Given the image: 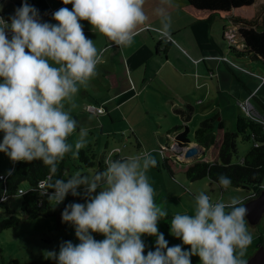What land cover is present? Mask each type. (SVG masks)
Instances as JSON below:
<instances>
[{
    "label": "clouds",
    "instance_id": "9594fccd",
    "mask_svg": "<svg viewBox=\"0 0 264 264\" xmlns=\"http://www.w3.org/2000/svg\"><path fill=\"white\" fill-rule=\"evenodd\" d=\"M172 2L160 0L153 9L163 39L170 38L166 7ZM62 3L72 7L55 11V24L41 22L38 10L26 0L8 21L0 17V152L13 163L42 161L53 176L66 154L78 158L87 144L88 130L83 127L74 145L68 142L77 129L71 115L77 107L74 98L98 75L97 66L108 51L84 35L80 21L116 46H130L141 30L150 27L146 0ZM104 164L92 174L77 171L66 180H50L41 192L56 205L69 193L81 195L77 191L81 186L86 197L85 203L67 204L61 213L62 222L74 226L79 243L62 242L58 252H47V259L56 264H191L190 258L198 256L200 264H247L244 256L252 234L242 199L213 202L204 192L196 194L192 214L177 213L170 221V234L189 250L168 247L157 226L167 211L155 203L147 176L157 165L152 153L143 150L116 159L109 154ZM231 183L223 174L218 177L224 189ZM92 233L104 239L96 240ZM143 235L156 236L155 250L146 255Z\"/></svg>",
    "mask_w": 264,
    "mask_h": 264
},
{
    "label": "rangeland",
    "instance_id": "374dc122",
    "mask_svg": "<svg viewBox=\"0 0 264 264\" xmlns=\"http://www.w3.org/2000/svg\"><path fill=\"white\" fill-rule=\"evenodd\" d=\"M185 10L182 11L187 13L185 17L188 16L186 21H189L185 30V37L192 46V48H189L181 42L182 46L187 48L186 54L195 55L199 52L207 55L210 50H213L216 56L221 53L223 55L222 58L229 61L233 60L235 62L233 65L238 66H235V68L229 64L232 70L230 71L223 63H220L219 68H217L214 64L215 62L219 63V61L214 58L210 60L203 58L198 65L199 74L193 69L190 76L191 85H194L199 79H204L207 82L209 93L206 96H191V101L188 105L193 110L187 122L189 126L188 136L193 139V132L199 123L203 119L216 114H218L216 119L222 120L225 128L230 132H234L236 116L242 113L237 103L239 99L240 102H243L248 98L252 108L264 119V108L259 104V101L264 104V63L251 54L238 56L234 51L230 50V46L235 47L236 44H241L236 31L245 25L233 24L230 16L242 17L252 22L259 29L261 18L264 16V0H254L251 6L239 8L236 12L229 14L196 10L192 7H187ZM232 26L235 27L236 31L231 30ZM245 26L248 27V25ZM231 39L236 40L238 43L235 44V41L231 43ZM205 64L210 70L206 68ZM211 71L214 73L213 76H209ZM185 83L188 84L187 79H185ZM221 83L224 90L218 93ZM196 88V84L195 87L191 86V91L194 90L196 92ZM250 93L255 96L253 97ZM178 97L177 103L179 104L181 103L179 101L182 100L180 96ZM156 104L159 107H164L163 99L156 98ZM186 106L183 105L180 111H184ZM210 108L213 110L202 117L201 113L205 109ZM180 111L177 108L169 109L168 115L162 113L158 118L153 114L136 118L133 127L140 136L143 147L137 145L133 127L123 132L107 134L105 137H102L98 131L89 134L91 142L90 144L87 142L85 147L91 146L93 151L100 155L106 151L104 150V144L108 140V143L111 144L110 148H120L122 156L143 150L151 152L157 160V165L150 168L147 172L149 182L155 190L154 200L157 205L163 209L167 208L170 213L176 210L175 212L181 214L184 212L192 214L194 197L200 192L209 195L213 202L220 200L227 202L232 197L243 199L245 194L252 190L251 188L229 187L221 189L216 184L209 187L208 179H200L193 182L182 176H177L173 179L162 169L160 166L159 147L168 144L172 148L173 139H170L171 135L165 134V132L175 127L176 123L181 125ZM151 113L154 112L151 110ZM166 128L167 130H165ZM250 146L251 141H244L240 136H237V153L232 159L234 161L241 159ZM108 153L109 150L105 152V155H108ZM64 158L65 172L62 179L66 180L77 171L85 174H92L97 171L96 165L93 167H77L79 162L73 157L72 153ZM180 158V160H186L182 159V157ZM198 158H201V154ZM178 164L183 165V163ZM11 167L12 161L5 153L0 152V171L6 174ZM22 186L25 185L22 184ZM262 187H264V181ZM77 191L83 194V186L78 188ZM19 203L20 198L16 196L8 197L6 201L11 213L17 215L20 218V222L14 227L0 230V264H56L55 260L46 258L47 252H58L60 244L65 241H71L74 245L79 243L75 236L73 225L63 223L61 219L57 220L54 217L24 218L20 212ZM77 203H85V199L77 200ZM7 216L8 214L4 209L0 208V220ZM165 219H162V224L159 226L163 236L170 234V226L165 230ZM247 224L252 234V243L246 249L244 256L246 260L259 246L264 251V213L258 223L251 225L247 222ZM92 235L96 240L104 239L100 234L92 233ZM141 239L145 244V255L148 251L155 250L156 236L143 235ZM191 264L195 263L191 262Z\"/></svg>",
    "mask_w": 264,
    "mask_h": 264
},
{
    "label": "crops",
    "instance_id": "0c3cea01",
    "mask_svg": "<svg viewBox=\"0 0 264 264\" xmlns=\"http://www.w3.org/2000/svg\"><path fill=\"white\" fill-rule=\"evenodd\" d=\"M22 2L24 0H0V5H3L0 17L8 21L9 17L14 14V10L19 8ZM26 2L38 10L41 22L52 24L56 23L52 19V14L55 11L61 7L69 9L72 7L71 4L64 5L62 0H26ZM159 5L160 0H146L145 11L149 15L148 24L150 27H145L141 30L130 46L112 45L106 37L99 33H94L87 21H80L83 26L84 35L88 39L93 40L98 48L107 47L108 51L104 54V63L97 66L98 75L91 79L87 87H81L79 93L74 98V103L77 107L72 110L71 115L77 121V129L75 133L68 137L69 143L73 144L76 141L81 127L88 130L86 140L90 144L91 137L89 134L98 131L102 137H105V135L114 132H123L133 127L136 118L151 114L156 118L160 117L159 115L162 113L168 115L169 109L177 108L180 111L183 105H188L191 101V96H206L209 93L206 80L199 79L195 82L197 87L196 92L194 90L191 91V86L195 87V84L191 85L190 82L193 69L199 74L198 65L203 58H208L209 60L214 58L219 61V63L215 62L214 64L217 68H219L220 63H223L228 70L232 71L226 61L219 59L223 55L220 53L216 56L213 50H210L207 55L199 52L195 55L186 54L187 48H184L181 42L185 46L192 48L185 37V30L189 23V21H186L188 16L185 17V14H187L185 13V9L191 7L186 0H173L172 6L166 7V12L171 17L170 36L172 40L167 42L166 51H162V46L166 41L160 40V34L157 31L160 21L158 17L153 15V9ZM234 12L236 10L232 13ZM231 47L233 46H230V50H232ZM206 68L209 69L208 66ZM213 74L211 71L209 76H213ZM185 79H187L188 84L185 83ZM222 90L224 88L221 83L218 93ZM178 96L182 100L179 101L181 102L179 104L177 103ZM156 98L163 99L164 107H159L156 104ZM86 105L102 106L103 112L99 114L87 112L84 110V106ZM151 110L154 113H151ZM212 110V108L205 109L201 113V116H206ZM255 112L258 114L257 111ZM187 122H183L182 120L181 124L186 123L187 125ZM176 126H178V123H176ZM134 133L138 146L143 147L140 136L136 131ZM165 134L171 135L170 139H173L174 133H168L167 131ZM2 139L3 133L0 132V141ZM110 147L111 144L106 140L104 150L119 152V155L122 157L120 148ZM200 154L198 153L191 160L198 158ZM180 159L177 158L183 164L191 161ZM13 164L12 162V166ZM0 173L4 174L1 171ZM248 193H251V191ZM164 210L167 211V216L166 219H162H165V230H167L172 216L178 212H175V210L170 213L167 208H164ZM162 219L158 222V229L160 224H162ZM159 233L162 232L159 230ZM163 237L168 241V247L181 245L183 250H189V246L183 245L180 239L175 238L171 234ZM190 259L191 262L200 264L198 256H192Z\"/></svg>",
    "mask_w": 264,
    "mask_h": 264
},
{
    "label": "trees",
    "instance_id": "16d2710c",
    "mask_svg": "<svg viewBox=\"0 0 264 264\" xmlns=\"http://www.w3.org/2000/svg\"><path fill=\"white\" fill-rule=\"evenodd\" d=\"M187 3L196 10L229 14L239 8L251 6L254 0H186ZM233 24H245L237 29L236 33L242 44V49L231 47L236 55L251 54L264 63V16L260 21V28H256L252 22L242 17L230 16ZM162 41V40H161ZM167 42L163 44L162 51H166ZM264 108V104L259 102ZM193 108L186 106L184 111H180L183 122L190 119ZM218 114L203 119L193 132V139L188 136L189 127L186 123L173 127L168 133H174L173 141L181 147H186L190 142L198 143L202 146L201 158L179 165L178 153L168 144L159 148L160 166L168 175L175 179L177 176L185 177L190 181L208 179L209 187L218 184V177L223 174L232 181L230 187H241L258 191L264 181V123L252 119L243 112L236 116L235 131H228L222 120H217ZM262 120H264L262 118ZM240 136L244 141H251V146L242 155L241 159L234 161L232 157L236 155V137ZM255 143L257 145H255ZM138 145V144H137ZM113 159L121 157L119 152H109ZM108 155H97L91 146H87L79 151V162L77 167L97 166L98 170L105 167L104 160ZM65 157H68L66 154ZM65 159V158H64ZM64 159L58 164V172L52 175L49 168L42 161L15 162L12 169L6 174L4 180L0 179V208L8 214L0 220V230L14 227L20 222L17 215L11 213L6 201L8 197H19V208L24 218L34 219L37 217H54L61 219L64 207L70 203H77V200L86 199L85 194L77 198L71 193L67 194L64 201L58 205L54 201H49L47 195H41L46 190L50 180L62 178L65 172ZM1 174V173H0ZM45 180L44 187H39V181ZM24 184L25 186H22ZM221 189L223 187L219 186ZM24 192L19 193V189ZM51 189L49 192L51 193ZM98 191V190H97ZM49 193V194H50ZM95 195V193L93 194ZM5 196V199H1ZM248 193L243 201L250 199Z\"/></svg>",
    "mask_w": 264,
    "mask_h": 264
},
{
    "label": "water",
    "instance_id": "95a60500",
    "mask_svg": "<svg viewBox=\"0 0 264 264\" xmlns=\"http://www.w3.org/2000/svg\"><path fill=\"white\" fill-rule=\"evenodd\" d=\"M172 149L178 153L177 158L182 157L188 160L202 152V146L195 142H190L186 147L174 143ZM243 206L247 208L245 216L247 222L251 225L258 223L264 213V190L246 200ZM247 264H264V251L261 246L247 259Z\"/></svg>",
    "mask_w": 264,
    "mask_h": 264
},
{
    "label": "built area",
    "instance_id": "2783aa9c",
    "mask_svg": "<svg viewBox=\"0 0 264 264\" xmlns=\"http://www.w3.org/2000/svg\"><path fill=\"white\" fill-rule=\"evenodd\" d=\"M231 30L236 31L234 26H232ZM228 36H229V35H228ZM228 38H229V37H228ZM160 40H165L166 42H169V41L172 40V38H171V36H170V38H168V39H163V38H161V36H160ZM229 40H230V39H229ZM234 41H235V44L238 43V42H236V40L231 39V43L234 42ZM235 48H236V49H242V44H236ZM219 59H222V60L226 61L228 64L232 65L233 67L236 66V65H233L235 62L232 61V60L229 61L228 59L222 58V56L219 57ZM236 67H238V66H236ZM236 67H235V68H236ZM237 69H239V68H237ZM251 95L253 96L254 94H251ZM238 105H239L240 110H241L244 114L248 115V116L251 117L252 119H255V120H257V121H261V122L264 123V120H262V117H261L260 115H258V114L254 111V109L252 108V106L249 104V99H248V98H247L245 101H243V102H238ZM84 110L87 111V112H90V113H97V114H99V113H102V112H103V107H102V106L86 105V106H84ZM255 145H257V144L255 143ZM12 167H13V166H12ZM5 178H6V174H0V179L4 180ZM44 185H45V180H41V181H39V187H44ZM263 189H264V187H262V186L259 187V190H263ZM18 192H19V193H22V192H24V191H23V189L20 188V189L18 190ZM257 192H258V191H251L250 196H251V197H255V195L258 194ZM49 193H50V192H49ZM5 198H6L5 196H2V197H1V199H5Z\"/></svg>",
    "mask_w": 264,
    "mask_h": 264
}]
</instances>
